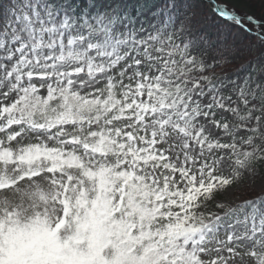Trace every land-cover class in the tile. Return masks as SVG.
<instances>
[{
    "label": "snow or ice",
    "instance_id": "obj_1",
    "mask_svg": "<svg viewBox=\"0 0 264 264\" xmlns=\"http://www.w3.org/2000/svg\"><path fill=\"white\" fill-rule=\"evenodd\" d=\"M0 264H264V0H0Z\"/></svg>",
    "mask_w": 264,
    "mask_h": 264
},
{
    "label": "rangeland",
    "instance_id": "obj_2",
    "mask_svg": "<svg viewBox=\"0 0 264 264\" xmlns=\"http://www.w3.org/2000/svg\"><path fill=\"white\" fill-rule=\"evenodd\" d=\"M223 30V29H222Z\"/></svg>",
    "mask_w": 264,
    "mask_h": 264
}]
</instances>
